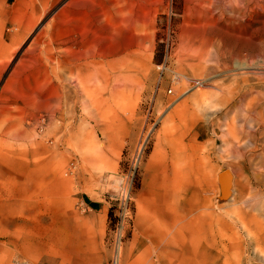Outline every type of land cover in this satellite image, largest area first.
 I'll return each mask as SVG.
<instances>
[{"label": "rangeland", "instance_id": "374dc122", "mask_svg": "<svg viewBox=\"0 0 264 264\" xmlns=\"http://www.w3.org/2000/svg\"><path fill=\"white\" fill-rule=\"evenodd\" d=\"M92 41L115 57L72 60ZM151 161L173 166L175 207L197 178L192 253L131 250ZM2 229L0 264H264V0H0Z\"/></svg>", "mask_w": 264, "mask_h": 264}, {"label": "crops", "instance_id": "0c3cea01", "mask_svg": "<svg viewBox=\"0 0 264 264\" xmlns=\"http://www.w3.org/2000/svg\"><path fill=\"white\" fill-rule=\"evenodd\" d=\"M74 60V59H72ZM78 61V60H74ZM165 177L160 173L154 161L144 166L145 175L136 196L134 245L131 248L134 256L140 252L158 251L164 256H172L178 249L185 252L197 250V178L189 173V188L180 189L181 197L175 207V179L173 166H164ZM169 171V172H168ZM193 178V182H192ZM16 201V200H14ZM89 209L100 216L94 222V243H100L102 220L107 217V207L99 200H91ZM192 227L195 234H192ZM177 228L181 230L177 231ZM183 232H185L183 234ZM178 241V242H177ZM181 244L180 247L175 243ZM130 248L126 252L129 253ZM101 259L95 254L83 252L74 264H100Z\"/></svg>", "mask_w": 264, "mask_h": 264}, {"label": "built area", "instance_id": "2783aa9c", "mask_svg": "<svg viewBox=\"0 0 264 264\" xmlns=\"http://www.w3.org/2000/svg\"><path fill=\"white\" fill-rule=\"evenodd\" d=\"M144 148H145V141L142 140L137 148H136V151L131 159V168H130V176H131V180H130V183H129V189L127 188L126 191L124 192L123 194V199H122V203L120 205V213H119V218L122 220L120 222L121 226L123 228V220L126 218L128 212H129V200H130V189L132 188V181H133V176H134V172L137 170V168L139 167V164L141 162V159H142V155H143V152H144ZM122 232V230H121ZM121 242V233H120V236L119 237H116L115 238V244H116V247H117V244L119 243L120 244ZM109 264H119V253L115 254L113 256V258L111 259V261L109 262Z\"/></svg>", "mask_w": 264, "mask_h": 264}, {"label": "bare ground", "instance_id": "6f19581e", "mask_svg": "<svg viewBox=\"0 0 264 264\" xmlns=\"http://www.w3.org/2000/svg\"><path fill=\"white\" fill-rule=\"evenodd\" d=\"M103 8V7H102ZM70 10V9H69ZM105 11H106V9H105ZM104 12V11H103ZM84 18V17H83ZM79 31V30H78ZM72 36V35H71ZM71 38V37H70ZM109 38H110V36L108 37V35L106 36V39H107V42L109 41ZM92 39H94V38H92ZM115 39V38H114ZM96 41V40H95ZM95 41H92L91 43H89V45L84 49V51H80V52H78V53H76V54H74L72 57V59H74V60H78V61H84V60H90L91 62H93V64H95V60L96 59H98V58H104V59H106L107 61H111L114 57H115V51H114V49L115 48H117V47H115L114 49L111 47L112 45L110 44V45H107V47H106V50L105 51H102V50H99V48H98V46H96V43H95ZM98 45V44H97ZM82 49V48H81ZM116 50V49H115ZM124 52V51H123ZM116 55H117V53H116ZM30 177V176H29ZM29 180V179H28ZM27 180V181H28ZM30 180H31V178H30ZM26 181V180H25ZM26 181V182H27ZM29 182V181H28ZM27 182V183H28ZM45 184V183H44ZM26 185V184H25ZM28 185V184H27ZM23 186V185H22ZM31 187V186H30ZM27 188V187H26ZM45 188H47V187H45ZM44 188V189H45ZM30 189V188H29ZM32 189V188H31ZM48 190V189H47ZM47 190H46V192H47ZM27 191H29V190H27ZM43 191V190H42ZM25 193V192H24ZM43 193V192H42ZM24 195V194H23ZM23 214V213H22ZM13 220V219H12ZM12 223H13V221H12ZM16 224V223H15ZM0 232H2V234L3 233H5L6 232V230H4V229H2ZM12 233V232H11ZM14 233H15V231H14ZM6 234V233H5ZM19 235H20V233H18ZM8 235V234H7ZM18 235V236H19ZM28 235V234H27ZM27 235H25V236H27ZM11 236V235H10ZM14 237V236H13ZM13 241V240H12Z\"/></svg>", "mask_w": 264, "mask_h": 264}, {"label": "water", "instance_id": "95a60500", "mask_svg": "<svg viewBox=\"0 0 264 264\" xmlns=\"http://www.w3.org/2000/svg\"><path fill=\"white\" fill-rule=\"evenodd\" d=\"M232 176L229 170L222 169L218 175V181L221 188V192L224 196L229 195L231 187Z\"/></svg>", "mask_w": 264, "mask_h": 264}, {"label": "trees", "instance_id": "16d2710c", "mask_svg": "<svg viewBox=\"0 0 264 264\" xmlns=\"http://www.w3.org/2000/svg\"><path fill=\"white\" fill-rule=\"evenodd\" d=\"M88 203H89V204H91V205L93 204V203H92V202H90V201H88Z\"/></svg>", "mask_w": 264, "mask_h": 264}]
</instances>
